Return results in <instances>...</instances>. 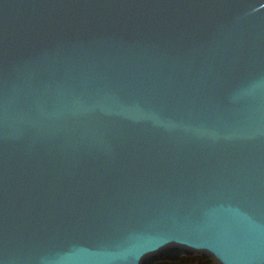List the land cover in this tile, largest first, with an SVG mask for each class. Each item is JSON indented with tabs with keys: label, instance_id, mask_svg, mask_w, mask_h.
Masks as SVG:
<instances>
[{
	"label": "water",
	"instance_id": "1",
	"mask_svg": "<svg viewBox=\"0 0 264 264\" xmlns=\"http://www.w3.org/2000/svg\"><path fill=\"white\" fill-rule=\"evenodd\" d=\"M264 264V0H0V264Z\"/></svg>",
	"mask_w": 264,
	"mask_h": 264
},
{
	"label": "trees",
	"instance_id": "2",
	"mask_svg": "<svg viewBox=\"0 0 264 264\" xmlns=\"http://www.w3.org/2000/svg\"><path fill=\"white\" fill-rule=\"evenodd\" d=\"M156 264H219L213 259H205L201 255L183 256L179 261H162Z\"/></svg>",
	"mask_w": 264,
	"mask_h": 264
}]
</instances>
